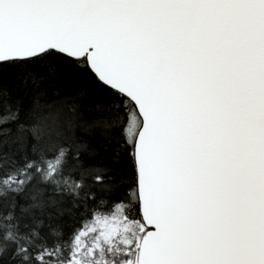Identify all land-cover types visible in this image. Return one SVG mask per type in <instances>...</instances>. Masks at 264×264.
<instances>
[{
    "label": "snow or ice",
    "instance_id": "obj_1",
    "mask_svg": "<svg viewBox=\"0 0 264 264\" xmlns=\"http://www.w3.org/2000/svg\"><path fill=\"white\" fill-rule=\"evenodd\" d=\"M0 264H264V0H0Z\"/></svg>",
    "mask_w": 264,
    "mask_h": 264
}]
</instances>
